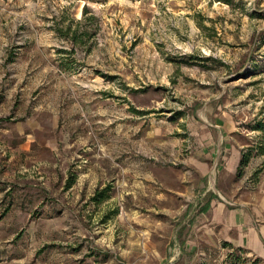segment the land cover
<instances>
[{"label": "rangeland", "instance_id": "rangeland-1", "mask_svg": "<svg viewBox=\"0 0 264 264\" xmlns=\"http://www.w3.org/2000/svg\"><path fill=\"white\" fill-rule=\"evenodd\" d=\"M263 127L264 0H0V264H264Z\"/></svg>", "mask_w": 264, "mask_h": 264}, {"label": "trees", "instance_id": "trees-1", "mask_svg": "<svg viewBox=\"0 0 264 264\" xmlns=\"http://www.w3.org/2000/svg\"><path fill=\"white\" fill-rule=\"evenodd\" d=\"M224 1L227 3H230V0H224ZM87 13H88V10H86V8H85L83 11L84 17L87 16ZM81 23H82V20L77 21V24H81ZM60 32H61L62 37H64V38L70 40L71 42L75 43V45H79L83 41V37L86 34L83 31H79V28L72 29L71 24L62 26L60 29ZM261 129H263V131H264V127ZM260 149L262 152L264 151V143H262L260 145ZM247 160H248V154L244 153L242 158H241V164L246 163Z\"/></svg>", "mask_w": 264, "mask_h": 264}, {"label": "crops", "instance_id": "crops-1", "mask_svg": "<svg viewBox=\"0 0 264 264\" xmlns=\"http://www.w3.org/2000/svg\"><path fill=\"white\" fill-rule=\"evenodd\" d=\"M264 235V234H263ZM246 239L249 246L255 247L256 249L263 248V243L261 240V235L259 232H256V230L252 227H248V232L245 234H242V240Z\"/></svg>", "mask_w": 264, "mask_h": 264}]
</instances>
